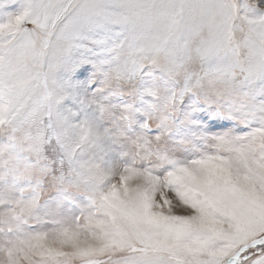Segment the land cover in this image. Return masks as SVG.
Here are the masks:
<instances>
[{
  "label": "snow or ice",
  "instance_id": "snow-or-ice-1",
  "mask_svg": "<svg viewBox=\"0 0 264 264\" xmlns=\"http://www.w3.org/2000/svg\"><path fill=\"white\" fill-rule=\"evenodd\" d=\"M0 264H264V0H0Z\"/></svg>",
  "mask_w": 264,
  "mask_h": 264
}]
</instances>
